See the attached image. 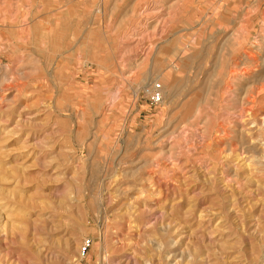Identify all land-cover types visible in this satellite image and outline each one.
Listing matches in <instances>:
<instances>
[{
    "label": "rangeland",
    "instance_id": "rangeland-1",
    "mask_svg": "<svg viewBox=\"0 0 264 264\" xmlns=\"http://www.w3.org/2000/svg\"><path fill=\"white\" fill-rule=\"evenodd\" d=\"M0 264H264V0H0Z\"/></svg>",
    "mask_w": 264,
    "mask_h": 264
},
{
    "label": "built area",
    "instance_id": "built-area-1",
    "mask_svg": "<svg viewBox=\"0 0 264 264\" xmlns=\"http://www.w3.org/2000/svg\"><path fill=\"white\" fill-rule=\"evenodd\" d=\"M149 100L152 104L158 105L163 100V92L160 82H157L148 92ZM92 244V238L88 237L84 241V250H86L88 247H90Z\"/></svg>",
    "mask_w": 264,
    "mask_h": 264
},
{
    "label": "bare ground",
    "instance_id": "bare-ground-1",
    "mask_svg": "<svg viewBox=\"0 0 264 264\" xmlns=\"http://www.w3.org/2000/svg\"><path fill=\"white\" fill-rule=\"evenodd\" d=\"M151 88H149L148 90H147V92L150 90Z\"/></svg>",
    "mask_w": 264,
    "mask_h": 264
}]
</instances>
